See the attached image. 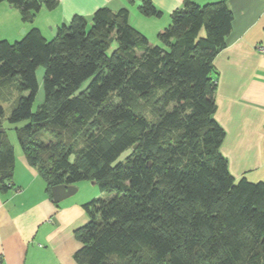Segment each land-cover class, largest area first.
Returning a JSON list of instances; mask_svg holds the SVG:
<instances>
[{
  "label": "trees",
  "instance_id": "obj_1",
  "mask_svg": "<svg viewBox=\"0 0 264 264\" xmlns=\"http://www.w3.org/2000/svg\"><path fill=\"white\" fill-rule=\"evenodd\" d=\"M1 1L24 22L58 3ZM140 11L162 15L150 0ZM232 20L228 0H184L154 44L130 23L127 7L102 6L90 19L75 14L51 38L35 26L15 41L0 37V101L15 98L6 119L25 121L15 135L28 163L50 195L54 185L83 180L105 194L83 204L77 263L264 264V180L233 177L214 117L213 60ZM39 65L44 100L33 110ZM3 116L0 104L7 190L15 154Z\"/></svg>",
  "mask_w": 264,
  "mask_h": 264
},
{
  "label": "crops",
  "instance_id": "obj_2",
  "mask_svg": "<svg viewBox=\"0 0 264 264\" xmlns=\"http://www.w3.org/2000/svg\"><path fill=\"white\" fill-rule=\"evenodd\" d=\"M137 1L142 2L58 0L52 9L42 6L30 23L22 21L16 7L1 1L0 37L17 40L33 26L42 31L49 27L52 36L58 25L69 22L75 14L90 19L102 6L112 10L127 7L134 27L144 34L147 29L157 34L184 0H150L162 11L160 17L143 15ZM193 1L202 5L217 0ZM228 5L233 14L231 31L226 46L213 60L214 117L225 130L220 149L233 177L264 180V0H228ZM41 17L46 18L44 23ZM9 138L15 163L12 187L0 188V264H79L73 254L81 243L74 231L88 221L83 204L96 195L89 192L52 201L44 179Z\"/></svg>",
  "mask_w": 264,
  "mask_h": 264
},
{
  "label": "rangeland",
  "instance_id": "obj_3",
  "mask_svg": "<svg viewBox=\"0 0 264 264\" xmlns=\"http://www.w3.org/2000/svg\"><path fill=\"white\" fill-rule=\"evenodd\" d=\"M19 12H20V10H19ZM45 19H46L45 17H41L40 18V22L41 23H44ZM27 23H30V22H27ZM43 29H44V31H42V29H40V30L42 31V34L46 38H51L56 33V31H55V32H53L51 34L52 36H50V34H49L50 30H47V29H50V28L48 27L47 29H45L43 27ZM19 31H21V28H20ZM152 31H153V29H147L146 32H145L146 33L145 35L151 41H155V39H157L156 38L157 37V34H154V32H152ZM20 38H18V39H20ZM13 41H15V40H13ZM155 42L158 43V39ZM112 47H110V49L108 50V53L111 52ZM44 69L45 68H44L43 65H39L36 68V78H37V83H38V89H37V93H36V96H35V99H34V102H33V105H32V109L33 110H35L37 108V106L44 100V87H43V74H44ZM89 81H90V78L84 80L82 82V84L78 87L77 90L80 91V90L85 89V87L87 86V84L89 83ZM16 82H17V80H16ZM12 92H13L14 95H17L14 88H12ZM14 99L15 98H13V96H12L10 100H7V101H2L1 100L0 101V104L4 108V116H3L2 125H3V127L5 129L6 134L8 135V137H11L12 141L14 142V144H16L18 146V148H20L19 147V144H18V141H17V138H16V135H15V127L22 126L25 123V121H21V122H17V123H9L7 121V119H6L7 118V115L10 112L11 105H12ZM128 153H129V150H126V151L122 152L120 154V156L118 157V160L124 159L125 156ZM77 184H78L79 191L77 190V192L75 194H73L71 197H73V196H82L83 194H86V193H89V192L94 193L96 195L95 197H100V196H104L105 195L104 192L100 189L99 185L98 184H92V181L83 180V181L78 182Z\"/></svg>",
  "mask_w": 264,
  "mask_h": 264
},
{
  "label": "water",
  "instance_id": "obj_4",
  "mask_svg": "<svg viewBox=\"0 0 264 264\" xmlns=\"http://www.w3.org/2000/svg\"><path fill=\"white\" fill-rule=\"evenodd\" d=\"M138 5H141V1L136 2ZM0 131L2 128L0 127ZM94 182V181H92ZM77 191V186L74 184H57L51 187V199L54 202H59Z\"/></svg>",
  "mask_w": 264,
  "mask_h": 264
}]
</instances>
